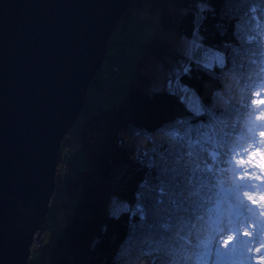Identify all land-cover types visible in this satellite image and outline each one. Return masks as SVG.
<instances>
[{"label":"trees","instance_id":"1","mask_svg":"<svg viewBox=\"0 0 264 264\" xmlns=\"http://www.w3.org/2000/svg\"><path fill=\"white\" fill-rule=\"evenodd\" d=\"M156 1L143 0L144 18L141 12L131 21L121 18L108 41L115 48L109 71L96 90L94 111L70 133L78 137L72 151L62 141L61 150L70 156L60 157V164L70 173L56 176L59 193L41 233L44 250L32 249L30 264L34 255L48 264L44 252L52 255L49 264H203L197 257L211 245L208 235L221 231V217L234 218L232 211L217 208L219 203L234 205L240 187L222 163L230 165L224 159L230 152L235 157L248 135L247 92L264 86V26L259 39L251 34L254 18L263 17L264 0H177L185 8L179 21L163 11L161 33L144 39ZM168 30L225 56L224 64L212 69L183 58L189 68L179 72L178 80L196 96L195 105L169 89L144 85L150 81L141 69L145 58L170 59L171 51L159 39ZM124 40L125 49H118ZM117 60L116 78L107 82ZM126 67L131 79L127 92L103 106ZM259 94L264 99V90ZM162 130L168 139L156 137ZM127 135L150 143L136 144ZM188 180L194 182L192 189ZM115 200L121 207L117 213L112 211L116 202L111 205ZM187 246L196 247L193 260ZM209 253L214 260L218 249L212 246Z\"/></svg>","mask_w":264,"mask_h":264},{"label":"water","instance_id":"2","mask_svg":"<svg viewBox=\"0 0 264 264\" xmlns=\"http://www.w3.org/2000/svg\"><path fill=\"white\" fill-rule=\"evenodd\" d=\"M133 0H0V264H28L59 149Z\"/></svg>","mask_w":264,"mask_h":264},{"label":"rangeland","instance_id":"3","mask_svg":"<svg viewBox=\"0 0 264 264\" xmlns=\"http://www.w3.org/2000/svg\"><path fill=\"white\" fill-rule=\"evenodd\" d=\"M137 2L138 3L136 5H130V11L127 14H124L122 17L123 21H131L132 19L136 18L140 12V16L144 18L146 11H142L143 0H138ZM153 9L155 13L151 15L147 23L148 29L142 34L144 39H149V37L152 35L156 36L161 33V30L159 29L163 11L170 15L174 23H177L181 15L185 12V8L177 0L156 1L154 2ZM253 22L254 23L252 27H254V30L251 31V34L253 39L257 40V38H260V35L262 36L261 28L264 26V13L263 17L262 15H257ZM159 39L161 42L167 45L168 47L166 48L171 51L170 59L163 63L154 57L145 58V61L142 65L143 67H141V69L149 76L148 79L150 81H147V84L145 83L144 85L150 90L169 89L176 92L179 95V98L187 102V104L193 105L194 103L195 105L196 96L189 89H187L186 86H183L178 80L179 72H183L189 68L188 65H185L183 58L185 60H197L199 65L202 67L206 69H212L215 65L222 66L224 64V54L213 49H206L204 46L201 47V45L196 42L194 37L188 38L185 36H177L175 32L171 30L166 31L159 37ZM118 49H125V40L124 42L121 41L118 44ZM114 53L115 48L107 46L106 59H104L103 62L104 64L102 65V68L98 70L95 78L89 83L87 99L80 113L81 120H83L87 112L92 107H94L96 100V90L98 88L101 89L105 78L103 73L109 71L108 58L112 57ZM262 70H264V68H262ZM128 71H130V69L128 70V67L122 69L118 79L115 80L111 86V98L108 97L104 99L102 102L103 106L105 102L116 101L115 97L121 98L127 92L131 83V79L127 76ZM254 86H257V84L254 83L253 87ZM252 90H255L253 94L250 93ZM252 90L247 92L250 95H247L246 100L248 103L244 107L246 112L249 114L246 117H250V119L244 124V128L247 130L248 134L246 137L247 140H244L242 148L238 149L237 155H235V157L232 156V152H230V155L228 156L229 158L224 159V162H228L230 165L226 166L222 163V166L230 169L233 179L232 181L235 183L234 186L239 185L240 187L236 189L237 191L234 193L236 194V201L234 202V205H230L229 208V205L219 203L217 208L220 209L219 211L222 213L225 211L230 213L232 211L230 215H233L234 218H231V216L226 219L225 217H221L220 220H222V222L217 223L221 226V231L215 233L216 230H214V232L208 235V240L212 241V243L211 245L206 244L204 247H202V249L205 248V251L202 253V255H198L197 257L199 260L203 261V264H250V258H256L253 262H258L257 264H264V103L261 101H264V99H259L260 90H264V86H262L258 91H256L255 88ZM100 96H102V94H100ZM240 113L241 112H239L238 115H240ZM165 131L166 130L158 131L157 135L160 134L161 136L156 137L159 139H168V135L165 133ZM135 137L136 135H127V138H131V140L133 138L135 139ZM143 139L144 140H142L140 137L135 139L136 144L141 142H149L146 138ZM76 143L77 140H70L69 143H67L69 144L68 149H72L74 146L71 144ZM59 155L61 154L59 153ZM234 161H236V163H233ZM62 163L63 162L59 164V167L58 165L56 167V176L59 175V178L63 171V175L65 176L70 173V170H66V167ZM176 163L177 161H173L174 165H176ZM236 164H238V168L236 167ZM55 184H58V180ZM56 190L57 188H55V191ZM55 191L54 194L59 193V190L56 192ZM74 199L75 196L72 197V199L69 201V204L64 207L65 214H69L71 212L70 210L75 203ZM115 202L116 205H114L112 211L117 213L118 208L121 207L117 200L112 201L111 205H113ZM236 213H238V215H236ZM242 217L244 221L236 222V219L238 220ZM56 218L57 217L55 216V219ZM216 218L217 217H215L214 220ZM225 220H227L229 223L224 224L223 221L225 222ZM231 226L233 227L230 228ZM230 229H234V231H231ZM236 230L238 233H242L244 237L242 242L238 245L245 247L244 251L241 253L246 254V256L250 255L247 257L246 262L243 261V258L245 257L244 255H236ZM215 234H219V236L217 237ZM217 238H219L221 241L217 240ZM44 240L45 236H41V233H36L33 237L31 245H36L37 248L42 247L44 250V246L42 245ZM232 241L234 242V248H232V246H230L231 244H229ZM39 243L41 244L39 245ZM212 246L213 248L218 249L217 257L214 258V260L210 259L209 253ZM185 252H190L188 258L193 260L194 256L196 255V247L193 248V246H191L188 249L187 246L185 248ZM31 253L32 252H30V255ZM45 255L46 258L44 259V263L49 264L50 261L52 262V255L50 252H44V256ZM34 256H32L31 259L32 264H43L39 256H36V258H34ZM191 263H193V261H191Z\"/></svg>","mask_w":264,"mask_h":264},{"label":"bare ground","instance_id":"4","mask_svg":"<svg viewBox=\"0 0 264 264\" xmlns=\"http://www.w3.org/2000/svg\"><path fill=\"white\" fill-rule=\"evenodd\" d=\"M130 7V6H129ZM128 7V8H129ZM105 57H106V54H105ZM105 57H104V59H105ZM104 62V61H103ZM100 94H102V92L100 93ZM93 108V107H92ZM92 108L90 109L91 111H94V110H92ZM82 110V109H81ZM88 111L87 112V114L86 115H90L91 114V111ZM81 113V112H80ZM80 116H81V114H80ZM83 120H84V118H83ZM80 122H82V120H81V118L79 117L77 120H76V124L75 125H73V127L70 129V131L66 134V136H65V138L63 139V141H67V143H69V141L70 140H72V139H74L75 140V138H77V136L76 135H72L71 136V131L73 130V129H77V127H79V125H80ZM68 145L69 144H67V147H68ZM72 146H74L75 144H71ZM61 146H62V144H61ZM61 146H60V149H59V153L61 154V155H59V157H58V160H57V165L58 164H60V161H61V158H65L66 156H70L69 155V153H67L66 151H63V148H62V150H61ZM68 150H70V151H72V149H68ZM61 157V158H60ZM184 181V180H183ZM193 181H191V180H188L187 182L185 181V184H186V186H188V189H192L193 188ZM55 201V194H53L52 195V197H51V199H50V207L52 206V204H53V202ZM49 214V213H48ZM47 214V215H48ZM47 218V217H46ZM45 222H46V220H45ZM44 225H45V223L42 225V228L39 230V231H37V233L39 234V233H43V228H44ZM43 243H44V241L42 242V245H43ZM41 243H39V245H40ZM34 248H36V249H38L37 248V246L36 245H31L30 246V252H31V249H34ZM29 260H30V258H29ZM28 264H30L29 262H28Z\"/></svg>","mask_w":264,"mask_h":264},{"label":"built area","instance_id":"5","mask_svg":"<svg viewBox=\"0 0 264 264\" xmlns=\"http://www.w3.org/2000/svg\"><path fill=\"white\" fill-rule=\"evenodd\" d=\"M118 65H119V60H117L115 62V67H114V74L112 75V77L109 78V80L107 82H111L113 79L116 78V73L118 71ZM65 176V175H64Z\"/></svg>","mask_w":264,"mask_h":264}]
</instances>
